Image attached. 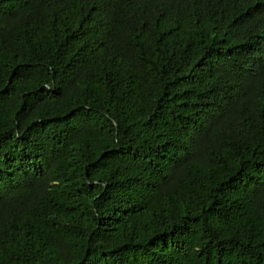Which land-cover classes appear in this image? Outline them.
Wrapping results in <instances>:
<instances>
[{
    "label": "trees",
    "instance_id": "obj_1",
    "mask_svg": "<svg viewBox=\"0 0 264 264\" xmlns=\"http://www.w3.org/2000/svg\"><path fill=\"white\" fill-rule=\"evenodd\" d=\"M0 264H264V0H0Z\"/></svg>",
    "mask_w": 264,
    "mask_h": 264
}]
</instances>
